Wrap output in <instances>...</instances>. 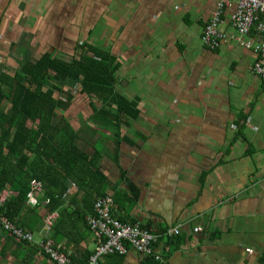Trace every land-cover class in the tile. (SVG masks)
<instances>
[{
  "label": "crops",
  "instance_id": "crops-1",
  "mask_svg": "<svg viewBox=\"0 0 264 264\" xmlns=\"http://www.w3.org/2000/svg\"><path fill=\"white\" fill-rule=\"evenodd\" d=\"M215 9L216 0H0V72L19 50L110 53L117 92L137 103L139 117L116 128L72 126L84 151H101L114 215L154 235L178 228L157 245L170 264H264V79L253 71L258 54L230 23L217 50L202 45ZM77 193L72 187L66 203ZM43 211L24 229L33 243L0 233V264H55L40 247ZM82 232L73 234L76 247L57 245L79 264L94 251ZM128 248L99 264H160Z\"/></svg>",
  "mask_w": 264,
  "mask_h": 264
},
{
  "label": "trees",
  "instance_id": "trees-1",
  "mask_svg": "<svg viewBox=\"0 0 264 264\" xmlns=\"http://www.w3.org/2000/svg\"><path fill=\"white\" fill-rule=\"evenodd\" d=\"M119 68L110 53L80 49L70 61L45 52L26 60L20 72H0V200L7 194L0 204L3 218L31 232L28 221L40 209L44 218L59 212L50 232L52 242L57 246L67 240L76 247L73 234L80 229L84 239L87 217L95 215V203L107 197L111 183L100 165L101 151L90 155L79 145L81 132L68 116L77 98L66 87L80 85L79 99L87 100L90 112L85 125L119 127L139 117L137 103L117 92ZM33 180L43 187L34 208L27 203ZM72 187L77 188V202L67 204ZM77 195H82L81 203ZM5 232L0 222V233Z\"/></svg>",
  "mask_w": 264,
  "mask_h": 264
},
{
  "label": "built area",
  "instance_id": "built-area-1",
  "mask_svg": "<svg viewBox=\"0 0 264 264\" xmlns=\"http://www.w3.org/2000/svg\"><path fill=\"white\" fill-rule=\"evenodd\" d=\"M226 23H230L237 32V41L243 47L254 49L258 54L253 71L264 79V0H216V9L205 25L200 39L206 49L215 51L226 40V36L220 32V27ZM253 34L260 38L259 42L248 41ZM30 186L27 203L34 208L39 203L37 197L43 195V187L34 180ZM5 197L3 193L0 204L5 203ZM48 204L49 201H46L45 205ZM94 213L93 217L86 220L87 228L93 237L94 251L85 263L80 264H99L103 257L110 255L125 256L129 252L128 246L142 255L153 257L160 264H170L157 245L160 238L168 242L178 236V228L154 235L138 224L122 222L114 215V201L109 196L96 201ZM53 220L52 216L46 219V239L40 243V247L55 264H79L73 261L71 254L64 247L56 246L52 242L50 232ZM0 222L14 240L33 243L32 234L26 230L15 226L1 215ZM195 232H199V228H196ZM248 252L252 253V250Z\"/></svg>",
  "mask_w": 264,
  "mask_h": 264
},
{
  "label": "rangeland",
  "instance_id": "rangeland-1",
  "mask_svg": "<svg viewBox=\"0 0 264 264\" xmlns=\"http://www.w3.org/2000/svg\"><path fill=\"white\" fill-rule=\"evenodd\" d=\"M26 46V45H24ZM20 51V50H19ZM18 51V52H19ZM17 51L12 52V54H10V57H8V61L6 62V72H9L11 74H14L15 72L19 71L20 72V68L21 66H18L19 63H23L24 61L20 62L21 60H24L25 58L29 57L31 59H37V56L40 57V55L42 54H37L36 52H34L33 55H31L29 52L26 53H18ZM73 56H75L73 50H69V51H62L60 52V54L57 57H61L65 60H71L73 58ZM9 60H12L9 61ZM18 63V64H17ZM66 90L71 92V94H73L76 98H77V107L72 111L73 113L68 114L69 118L71 119L73 126L77 127V125H80L81 122H84L85 120L88 119V117H90L89 114V106L87 104V100L86 99H79V90H80V85H75L74 83L68 85L66 87ZM83 99V100H82ZM34 238H39L38 236L34 235Z\"/></svg>",
  "mask_w": 264,
  "mask_h": 264
}]
</instances>
